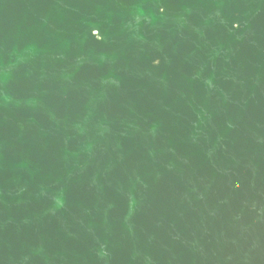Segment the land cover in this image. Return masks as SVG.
<instances>
[{
	"label": "water",
	"instance_id": "obj_1",
	"mask_svg": "<svg viewBox=\"0 0 264 264\" xmlns=\"http://www.w3.org/2000/svg\"><path fill=\"white\" fill-rule=\"evenodd\" d=\"M0 264H264V0H0Z\"/></svg>",
	"mask_w": 264,
	"mask_h": 264
}]
</instances>
